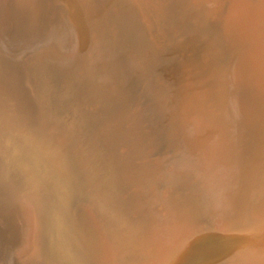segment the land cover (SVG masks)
<instances>
[{
  "label": "rangeland",
  "instance_id": "374dc122",
  "mask_svg": "<svg viewBox=\"0 0 264 264\" xmlns=\"http://www.w3.org/2000/svg\"><path fill=\"white\" fill-rule=\"evenodd\" d=\"M201 1L48 0L74 38L0 48L15 73L0 85L2 264H264V124L233 112L227 81L241 27ZM240 1L264 56V1Z\"/></svg>",
  "mask_w": 264,
  "mask_h": 264
},
{
  "label": "bare ground",
  "instance_id": "6f19581e",
  "mask_svg": "<svg viewBox=\"0 0 264 264\" xmlns=\"http://www.w3.org/2000/svg\"><path fill=\"white\" fill-rule=\"evenodd\" d=\"M202 1L205 2L206 0H202ZM224 1H225L226 4H224V6L221 5L222 6V9L221 10H223V12H222L223 13V16L221 15L222 18H223V19L221 18L223 20L222 22H224L223 24L229 30H232L230 28H233V29H236L237 28V30H238V27H241L240 28V32H242V33L239 34L238 33L239 31L233 30L234 31V34L233 35L231 34V36H233V40L232 41H233V47L234 48H233V52H232L231 58H229L227 60L228 69H229V75H228L227 81H228L229 86H230V89H231L230 90L231 92H229V93H231L232 103L236 107V111H233V112H235V114L237 112L238 114L242 115L243 118H247L248 119V122L250 121V122L253 123V126L254 127L255 126L256 127H260L261 125L264 124V116H260V113L261 112H258V107H259V104H260L259 102H261V103L264 102V56H262L261 54H258L255 51L256 50L255 48L254 49H249L245 45V42L247 41V39H246L247 36L243 32V30H242V29H244V27L242 28V26L244 24L241 21H243V19H242L243 15L242 14L245 13L246 12V9H247V8H245V6L243 8L242 5L243 4H246V3L241 2L240 0H224ZM246 1H248V0H246ZM58 2L56 1V3H58ZM248 2H250V1H248ZM258 3H259V1H258ZM206 4H207V2H206ZM221 4H223V3H221ZM47 5H48V0H11L10 2H7L6 0H0V48L2 49V51L4 53H9L12 50L14 51V48L13 47L16 46V45L29 46L32 43H34V44L40 43L45 38H47V37H49L51 35H53L54 39L56 41L60 42V43H64V41H66L67 38L68 39H71V40L74 38V35H75L74 32L75 31L73 29H71V27L68 26V23L64 20L65 18L63 16V14L61 13V11L58 12L57 13V16L56 17L54 16L55 18L53 19V17H51V13H50L49 8L47 9V7H46ZM261 5L264 7V4H261ZM251 6H252V4L249 6V8ZM55 7H56V5H55ZM255 7H256V10H257L256 3H255ZM180 8H181V10H182V12H183L184 15L188 14V7H187V5H184V6L183 5H180ZM253 9H254V7H253ZM253 9H251V10H253ZM261 9L263 10V8H261ZM191 10H192L193 14H197L196 17L198 18L199 22L202 23V21L204 20V16L202 15L201 10L199 8H197L196 6H195V8L194 7H191ZM256 10L254 9L255 13H256ZM262 10H259V13H258L259 15H262V14H260V11H261V13H264V12H262ZM217 12H219V11H217ZM251 12L252 11H250V13ZM247 14H248V12H247ZM258 14H257V16H258ZM241 15H242V17H241ZM246 15H244V16H246ZM215 17H217V16H215ZM250 18H252V17L250 16ZM253 19H255V18H253ZM212 20L213 19H211V21ZM245 20L247 21V19H245ZM246 21H244V22H246ZM251 21L253 22V20H251ZM240 22L242 23L241 24L242 26H238V25H240L239 24ZM246 23L249 24V22H246ZM256 23H258V22H256ZM244 26H246V25H244ZM255 26H257V25H255ZM246 28L248 29L249 27L247 26ZM227 29H226V31H227ZM263 29H264V27H263ZM255 30L256 31H259L257 29H255ZM221 31H223V30H221ZM252 31H254V29ZM260 31H263L264 32V30H260ZM224 33H226V32H224ZM229 33L230 32H228V34ZM254 33H256V32H254ZM221 34H222V32H221ZM226 36L228 37L229 35H227V33H226ZM226 36H224V38ZM257 36L259 37V34ZM252 37H253V35H252ZM249 38H251V37H249ZM250 40H252V39H250ZM257 40H261V39L260 38L259 39L257 38ZM261 42H263V41H261ZM262 44H264V43H262ZM209 58L212 59V60L215 59V58H213V56H212V58L211 57H209ZM207 60H208V58H207ZM213 62H217V59H215ZM210 63H211V61H210ZM206 64H207V62H206ZM218 65H219V68L217 69V71L220 69L218 72L221 75H219L218 73L217 74L222 78V75L223 74L221 73V71L224 69V67L222 65L220 66L219 63L217 64V66ZM209 66L211 67V65H209ZM206 67H208V64H207V66L205 65V68ZM210 67H209V69H211ZM209 69H206V70H209ZM14 74L15 73H14V69H13L12 65L6 63L5 60H4V58L3 57H0V85L10 87L12 85V83H13V80H14ZM211 74H213L212 71H211ZM217 74H215V75L217 76ZM211 77L212 76H210V78ZM215 77H212V80H214ZM255 98H259L260 99L259 102H255ZM240 118H242V117H240ZM247 119H245V120L247 121ZM230 121H232V120H230ZM242 123H244V122H242ZM245 124H247V122ZM263 127H264V125H263ZM250 134H252V133H250ZM252 136H253V134H252ZM253 137L255 139V136H253ZM262 137L264 138V135ZM262 137H261V144L264 141L262 139ZM238 139H240V138H238ZM258 140H260V139H258ZM251 141H254V140H251ZM243 143H244V141H243ZM256 143L257 142L255 140V145H256ZM247 144H248V142H247ZM242 145L243 144H241V147H242ZM257 145H259V141H258V144ZM246 146L247 145H245V147ZM241 147H240V149H241ZM243 148H244V145H243ZM258 148H259V146H258ZM223 149H224V146H223ZM242 152L243 151H241V153ZM249 153H250V151H249ZM250 155H251L252 161H254V163H253L254 164L253 169L255 167V171H256V169H259L260 166L264 165V149H260V150L258 149V151L252 150V153H250ZM227 156H229V155H227ZM207 157L210 158V156H208V155H207ZM205 159H207V158H205ZM239 159H242V158H239ZM252 161H251V163H252ZM242 162H243V160H242ZM251 163H250V167H252L251 166ZM255 164H257L256 166H258V167H256ZM234 166L238 167V164H234ZM234 169H236V168H234ZM238 170L240 171V168H238L237 170H234V171H238ZM213 172L215 173V171H213ZM238 177H239V175H238ZM240 177H241V175H240ZM253 177H254V175H253ZM234 184H235V182H234ZM239 184H240V180H239ZM222 196H221V199H222ZM262 196H261V198H262ZM226 202H227V200H226ZM220 203H221V201H220ZM258 203L260 204V202H258ZM261 209H262V207H261ZM0 248L2 249V246ZM0 253H2L3 256H4V252H0ZM1 258L3 259V257H0V264L3 263L2 262L3 260Z\"/></svg>",
  "mask_w": 264,
  "mask_h": 264
},
{
  "label": "water",
  "instance_id": "95a60500",
  "mask_svg": "<svg viewBox=\"0 0 264 264\" xmlns=\"http://www.w3.org/2000/svg\"><path fill=\"white\" fill-rule=\"evenodd\" d=\"M50 127H51V126H50ZM53 129H54V128L51 127L52 133L56 134L55 132H53ZM59 134H60V133H59ZM63 140H65V137H64V136H63ZM63 140H62V145H64V144H63ZM83 254H84V253H83Z\"/></svg>",
  "mask_w": 264,
  "mask_h": 264
}]
</instances>
